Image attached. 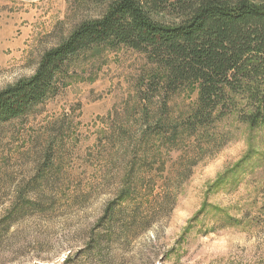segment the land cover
I'll return each mask as SVG.
<instances>
[{"label": "rangeland", "instance_id": "rangeland-1", "mask_svg": "<svg viewBox=\"0 0 264 264\" xmlns=\"http://www.w3.org/2000/svg\"><path fill=\"white\" fill-rule=\"evenodd\" d=\"M110 2L0 0V90ZM161 68L95 47L56 95L0 123V264H264V124L242 119L239 98L194 121L198 90L170 88ZM126 181L168 207L148 225L141 209L128 233L121 211L105 238L98 221Z\"/></svg>", "mask_w": 264, "mask_h": 264}, {"label": "trees", "instance_id": "trees-1", "mask_svg": "<svg viewBox=\"0 0 264 264\" xmlns=\"http://www.w3.org/2000/svg\"><path fill=\"white\" fill-rule=\"evenodd\" d=\"M120 45L166 69L170 88L175 82L195 86L194 121L202 124L216 109L223 115L239 98L242 119L253 127L264 124V0H111L102 17L83 22L48 51L31 77L0 90V123L25 118L56 95L75 58ZM135 190L126 181L108 201L98 221L105 238L113 239L121 211L129 212L119 225L128 233L141 209L148 215L138 221L148 225L168 207L167 198H153L149 184Z\"/></svg>", "mask_w": 264, "mask_h": 264}]
</instances>
